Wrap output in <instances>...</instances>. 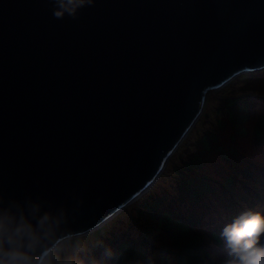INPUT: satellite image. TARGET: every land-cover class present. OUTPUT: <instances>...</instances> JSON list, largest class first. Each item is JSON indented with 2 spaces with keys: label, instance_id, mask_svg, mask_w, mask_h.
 <instances>
[{
  "label": "water",
  "instance_id": "95a60500",
  "mask_svg": "<svg viewBox=\"0 0 264 264\" xmlns=\"http://www.w3.org/2000/svg\"><path fill=\"white\" fill-rule=\"evenodd\" d=\"M251 70L264 0H0V264H44L149 192Z\"/></svg>",
  "mask_w": 264,
  "mask_h": 264
},
{
  "label": "trees",
  "instance_id": "16d2710c",
  "mask_svg": "<svg viewBox=\"0 0 264 264\" xmlns=\"http://www.w3.org/2000/svg\"><path fill=\"white\" fill-rule=\"evenodd\" d=\"M222 89L155 186L69 264H264V70Z\"/></svg>",
  "mask_w": 264,
  "mask_h": 264
},
{
  "label": "rangeland",
  "instance_id": "374dc122",
  "mask_svg": "<svg viewBox=\"0 0 264 264\" xmlns=\"http://www.w3.org/2000/svg\"><path fill=\"white\" fill-rule=\"evenodd\" d=\"M238 77V76H237ZM224 87V86H223ZM222 87V88H223ZM218 89L216 90L215 92L213 93H210L209 96H208V100H207V104H206V107L205 109L203 110H208V107L211 103V100L212 98L214 97H217L219 98L221 95L220 94H223L225 93L226 91L224 89ZM222 89V90H221ZM220 90V91H219ZM210 92V91H209ZM249 96H252L251 93H249ZM197 134V132H194L193 135L195 136ZM155 185H153L154 187ZM115 223H118V221H115ZM85 236H78V237H73V238H70L66 241H64L63 243H61L59 245V247L52 253V254H56V256H58V260H59V263L58 264H69V255L70 256H73L74 254V251H76L77 249L80 248V245L83 244V243H88L90 242V236L89 235H86L84 234ZM238 235V238H240L239 234ZM246 237V235L244 236ZM51 254V255H52ZM50 255V256H51ZM49 256V257H50ZM49 259V258H48ZM47 259V260H48ZM47 262V261H46Z\"/></svg>",
  "mask_w": 264,
  "mask_h": 264
},
{
  "label": "bare ground",
  "instance_id": "6f19581e",
  "mask_svg": "<svg viewBox=\"0 0 264 264\" xmlns=\"http://www.w3.org/2000/svg\"><path fill=\"white\" fill-rule=\"evenodd\" d=\"M202 116V115H201ZM200 119V118H199ZM198 122V121H197Z\"/></svg>",
  "mask_w": 264,
  "mask_h": 264
}]
</instances>
